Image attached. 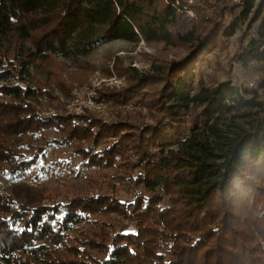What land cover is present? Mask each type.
Returning <instances> with one entry per match:
<instances>
[{
	"label": "trees",
	"instance_id": "1",
	"mask_svg": "<svg viewBox=\"0 0 264 264\" xmlns=\"http://www.w3.org/2000/svg\"><path fill=\"white\" fill-rule=\"evenodd\" d=\"M192 8L194 17L176 0H0V168L21 176L46 147L23 138L54 128L64 143L77 141L90 167L122 171L133 191L33 207L1 189L0 264H264V100L232 80L209 82L202 67L238 31V63H264V1ZM113 39L183 44L186 53L148 72L126 68L124 88L100 92L118 113L110 121L44 116L29 100L58 96L45 84L14 83L51 63L68 98L56 58L88 56ZM144 108L153 123L139 120Z\"/></svg>",
	"mask_w": 264,
	"mask_h": 264
},
{
	"label": "rangeland",
	"instance_id": "2",
	"mask_svg": "<svg viewBox=\"0 0 264 264\" xmlns=\"http://www.w3.org/2000/svg\"><path fill=\"white\" fill-rule=\"evenodd\" d=\"M201 0H196L199 4ZM233 6L234 0H223ZM264 0H255V6ZM243 7H238L239 13ZM251 11L248 19H251ZM193 8V15H195ZM229 19V18H228ZM242 23L244 28L249 20ZM261 19H264V13ZM261 23V20L257 24ZM253 35L257 36L254 29ZM240 31L234 36L219 43L218 46L209 49L202 63L206 79L215 83L217 81L232 80L236 85H245L260 92L264 100V63H249L243 66L238 63L239 49L238 39ZM186 53L183 44L164 46V44H147L144 40L134 43L128 40L113 39L99 45L90 55L74 58H56L63 66V77L70 85L71 91L65 98L59 91L52 75L53 65H37L32 67V81L20 82L14 80L15 84L22 88L27 86L38 87V83L48 85L58 98L38 95L29 102L44 116H53L57 113H67V104L72 102L75 94L85 91L91 94L95 101H99L100 107L83 114L93 113L100 118L110 121L117 116L113 105L100 97V92L106 89H122L128 84L124 70L130 66L141 71H150L152 63L166 64L167 61L181 57ZM80 80V81H79ZM82 81V82H81ZM65 109V110H64ZM128 114L136 116L138 110L129 106L125 108ZM124 110V111H125ZM66 114V115H67ZM80 115V116H82ZM153 123L154 117L146 108L139 115V120ZM62 134L56 129L46 131L43 138L35 141L25 136L23 144L35 142V144H46L44 151L36 164L26 168L23 174L17 175L9 172L8 165L0 168V190L7 189L18 199L33 207L44 204L56 203V201H68L73 195L84 197L93 193H114L123 199L133 196V191L128 182L121 180L122 171L110 167H90L82 155L76 150L77 141L64 143L61 141ZM106 140L97 144L96 150L103 148ZM35 148L26 146V153H33Z\"/></svg>",
	"mask_w": 264,
	"mask_h": 264
},
{
	"label": "built area",
	"instance_id": "3",
	"mask_svg": "<svg viewBox=\"0 0 264 264\" xmlns=\"http://www.w3.org/2000/svg\"><path fill=\"white\" fill-rule=\"evenodd\" d=\"M169 1V0H167ZM236 3L240 2L243 3L244 0H234ZM196 0H176V4L179 5V3L182 4V8H184V11L187 12L188 15H193V6L196 4ZM74 99L72 102L67 104V111L75 116H80L82 113H84L86 110H94L98 107H100L99 101H95L94 97L91 96V94L86 95L85 91L81 90L80 94L77 93L73 97Z\"/></svg>",
	"mask_w": 264,
	"mask_h": 264
},
{
	"label": "snow or ice",
	"instance_id": "4",
	"mask_svg": "<svg viewBox=\"0 0 264 264\" xmlns=\"http://www.w3.org/2000/svg\"><path fill=\"white\" fill-rule=\"evenodd\" d=\"M43 219V218H42ZM26 231H32L33 229H31V228H27V229H25Z\"/></svg>",
	"mask_w": 264,
	"mask_h": 264
}]
</instances>
